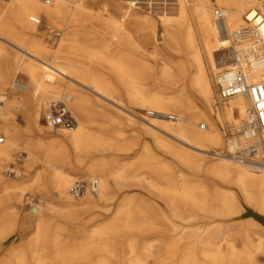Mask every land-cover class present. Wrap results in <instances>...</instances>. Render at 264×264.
I'll return each instance as SVG.
<instances>
[{
  "label": "bare ground",
  "instance_id": "6f19581e",
  "mask_svg": "<svg viewBox=\"0 0 264 264\" xmlns=\"http://www.w3.org/2000/svg\"><path fill=\"white\" fill-rule=\"evenodd\" d=\"M216 1L222 20L215 18L217 10L209 0H176L171 8L168 0H148L146 7L140 0H0V240L20 225L32 227L35 264H57L55 259L67 264L69 258L80 260L76 264H256L253 254L264 247L262 233H257V243L246 235L240 249L224 233L226 226L189 225L206 211L207 199L197 188L179 184L167 163L155 166L149 154L144 163L121 162L117 154L132 150L134 144L123 140L120 131L109 133V124L123 119L137 124L177 158L234 185L215 195L219 211L213 216L251 214L250 221L262 226L257 217L264 213V164L231 155L236 145L245 144L239 127L250 100L237 95L217 105L213 76L232 63L236 48L249 55V80H264V52L253 55L248 42L236 40L243 28L264 34V0ZM37 18L40 24L34 22ZM66 21L101 23L105 27L100 33L109 39L101 48H91L74 43L82 30H64L56 34L60 49L53 48L46 39ZM157 21L165 44L180 59L165 61L162 75L168 85L149 91L145 70L132 53L154 41ZM114 47L122 48V54L113 55ZM153 54L160 57L157 46ZM20 73L27 82L20 81L23 89L18 93L12 89ZM62 100L77 113V125L45 128L41 112ZM101 101L115 111L105 109ZM126 102L179 119L137 114ZM21 109L27 119L24 129L15 120ZM105 111L110 112L109 124L96 120ZM226 123L237 129L228 142L223 134ZM17 149L27 153L25 177L8 181L3 169ZM80 175L98 178L100 185L96 193L88 191L77 201L71 187ZM130 186L139 191L125 193ZM143 188L156 192L168 211L162 203L149 201ZM28 193H39L41 201L33 197L22 223L24 198H32ZM158 210L162 223L156 221ZM70 224H79L89 243H64ZM127 231L147 238L141 244L129 243L123 255L120 241ZM50 247L47 259L44 253ZM14 257L23 263L26 254L16 252Z\"/></svg>",
  "mask_w": 264,
  "mask_h": 264
},
{
  "label": "rangeland",
  "instance_id": "374dc122",
  "mask_svg": "<svg viewBox=\"0 0 264 264\" xmlns=\"http://www.w3.org/2000/svg\"><path fill=\"white\" fill-rule=\"evenodd\" d=\"M157 1V0H153ZM159 2L164 0H158ZM176 0H168L170 3L168 5L169 8H171L173 3ZM192 2L193 0H189ZM199 2L201 0H198ZM140 5H144L145 7L148 6V0H140ZM209 3L213 5V10L221 9V6L217 3L216 0H209ZM92 6V5H91ZM98 4L94 6V8H98ZM172 10V9H171ZM156 19H158V15H153ZM217 16L215 15V18ZM222 20V19H221ZM248 26L245 25L243 27ZM105 25L101 23H86V22H79V21H66L62 22L61 25L56 26L53 28V38L52 39H46L49 40V44L54 48L60 49V41L58 39V36L56 35L59 32H62L64 30L72 31L80 29L84 32L83 36H81L77 41H74L75 44H81L87 45L91 48H101L105 42L109 39V36L102 35L100 31L103 30ZM163 27L162 25L157 21V36L154 38V41L149 44L146 49H139L133 51L132 55L136 58V60L140 63L141 67L145 70L144 76H145V82L144 85L147 86L149 91H156L161 90L162 88L166 87L168 85L167 81L163 79V70L165 66V61L174 59L179 60L180 58L178 56H174L171 48L165 44L164 38H163ZM68 44H71L70 41ZM158 47L160 57L155 58L154 57V51L155 47ZM123 49L114 47L112 49L113 55H119L122 54ZM59 56L63 59H65V56L62 53H58ZM103 71V70H102ZM214 83L217 90V105L222 104V100L220 98L219 94V88L218 84L216 82V73L213 76ZM15 81H21V82H27V77L20 73L17 74L14 78ZM14 92L20 93V90L13 88ZM88 94L93 95L92 93ZM104 104V108L110 111L111 109L115 111V108L106 103L105 101H101ZM68 106L72 113L74 114L77 122V113L73 109L72 105L68 103ZM127 108L132 110L133 112L137 114H147L148 116H155V115H149L147 111L142 110L138 105L132 104L130 102H126ZM46 107V104L43 106ZM1 105H0V112H1ZM113 112V111H111ZM45 111H42V123L45 125V128H48L49 125L46 123V121L43 120ZM114 113V112H113ZM108 114L110 112H103L100 116L96 117L97 122L99 123H107L108 122ZM119 117V116H118ZM125 117V116H120ZM15 120L17 121V125L24 129V127L27 125V119L25 112L21 109L17 111L15 115ZM74 125V126H75ZM109 133L114 134L115 132H122L124 134V139L126 142H132L134 144V148L129 151L120 152L117 155L119 156L121 162L128 163L132 161H145L146 155L152 156V161L157 166L159 163H167L171 166L172 172L175 173L176 179L178 183L181 181V185H187L193 188H197V193L200 197H205L207 199V208L206 211L201 213V216L196 219V221L190 223L189 225H193L194 227L199 226H209V227H216L218 225L226 226L225 230L229 233V235L233 238V242L235 243L236 247L243 248L245 243V237L246 235H250L253 242L257 243V233H262L264 235V213H261L257 219H259L262 226L256 227L252 221H250L249 217L252 216L251 214L246 215L244 213L240 214H231L229 216L224 215H217L214 216L212 213H215L216 211V205L217 201L215 200V195L218 194L220 191H223L227 187H234L231 184H229L227 181L221 179L219 176L213 175L208 173L205 169H200L194 164H188L184 162L183 160L177 158L173 153L169 152L166 149H163L161 145L158 144V142L149 135L144 134L139 126L137 124L132 125L129 124L126 119H123L118 124H109ZM73 127V126H72ZM200 129V128H199ZM54 131L59 130L58 128L53 129ZM201 131H205V129H200ZM236 131L235 127H233L232 123H226L223 127V134L225 141L228 142L229 139L236 137ZM240 131V127H239ZM28 136H32L31 133H26ZM224 152H227V148L223 149ZM27 156V153L24 149H17L14 153V159L12 162H14L18 167L22 168L23 172L25 170L24 168V162L25 157ZM8 162L4 166V173L6 174V170L9 167L10 163ZM42 167V164L40 163L39 168ZM6 179L9 181H21L24 179L25 176H22L20 178H14L9 177L6 174ZM79 178H89L87 175H80ZM138 188L135 186H130L125 189V193L129 192H138ZM141 193L145 194L149 201L155 203L160 202L162 203V206L168 211V208L166 204L159 198V195L154 191H149L145 188L141 190ZM27 196H32V198H36L38 202L41 201V195L39 193H28ZM77 201H81L78 199ZM31 209L30 200L27 198H24V202L20 209V216L22 223L26 221V216L29 215V211ZM159 211V210H158ZM0 216H1V209H0ZM156 221L159 223L163 222V215L159 211L156 213ZM79 224H70L71 231L67 232L64 238V243H67L71 245L72 247H76L79 245H84L89 243L88 236L84 233L79 231L81 226H78ZM156 232V231H155ZM156 234V233H155ZM157 236V235H156ZM122 240L120 241V252L121 254L125 255L127 252V245L131 242H135L136 244H141L146 238L147 235L144 233L136 232V231H127L124 232L121 235ZM34 229L31 228H23L18 226L15 228L14 231L8 232L7 237L5 239L0 240V264H35L34 259V252L36 251V244L34 243ZM185 243L184 245H186ZM183 245V246H184ZM51 247L46 250L44 253V257L51 258ZM16 252H22L26 254L25 260L20 262V260L16 259L14 257V253ZM254 261H256V264H264V247L261 251L254 252ZM57 264H62L59 259H55ZM80 260H72L69 258L67 264H76L79 263ZM82 262V260H81ZM171 264V263H168Z\"/></svg>",
  "mask_w": 264,
  "mask_h": 264
},
{
  "label": "built area",
  "instance_id": "2783aa9c",
  "mask_svg": "<svg viewBox=\"0 0 264 264\" xmlns=\"http://www.w3.org/2000/svg\"><path fill=\"white\" fill-rule=\"evenodd\" d=\"M45 1L51 3L54 0ZM216 16L218 19H223V11L217 9ZM34 22L40 24L41 19H34ZM236 40L239 43L248 42L251 46L250 53L253 55H258L261 51L264 52V34L262 32H255L249 27L243 28L237 32ZM248 56V53L245 54L233 48L232 63L220 68L216 73V82L222 101L237 95L246 96L250 100L240 126V133L245 139V144L236 145L231 151V155L244 161L264 164V80L257 82L249 80L252 64L249 62ZM15 85L16 89H23V84L20 81L17 80ZM148 114L164 116L174 121L179 119L176 115L154 111L148 112ZM43 120L56 127H72L77 122L64 100L50 103L44 113ZM201 128L205 129V125H202ZM6 174L9 177L20 178L23 176V170L15 163H10ZM99 185L98 178H77L71 187V193L75 198L80 199L88 191L96 193ZM32 199H29L31 205L33 204Z\"/></svg>",
  "mask_w": 264,
  "mask_h": 264
}]
</instances>
